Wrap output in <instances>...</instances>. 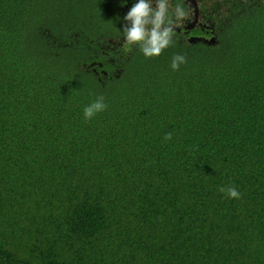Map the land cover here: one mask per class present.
Returning <instances> with one entry per match:
<instances>
[{"label":"trees","instance_id":"obj_1","mask_svg":"<svg viewBox=\"0 0 264 264\" xmlns=\"http://www.w3.org/2000/svg\"><path fill=\"white\" fill-rule=\"evenodd\" d=\"M253 1L136 62L111 0H0V264H264Z\"/></svg>","mask_w":264,"mask_h":264},{"label":"clouds","instance_id":"obj_2","mask_svg":"<svg viewBox=\"0 0 264 264\" xmlns=\"http://www.w3.org/2000/svg\"><path fill=\"white\" fill-rule=\"evenodd\" d=\"M115 0H111V5L114 9V11L119 14L120 17H118V25L122 26L121 23L124 21L120 18L124 17V20L128 22V26L124 27V38L125 40H122L121 45H124V52H127L129 49L132 48V57L134 61L140 62V56L144 55L145 57L147 56H158L161 53V50L168 46L170 43L171 39H174V37H170L171 33L175 32L177 28L180 27V21L178 17H181L184 15L183 10L175 4H170L168 0H134L133 4L131 7L128 9L126 12V4L128 3H117L120 4V7H117L113 5V2ZM187 1V0H186ZM194 7H190V3H188V7L193 9V14H194V8L196 9V16L194 14V17L190 20L188 24L184 26L185 31H190L194 29L196 23H197V12H198V7L196 4V0H194ZM207 2L212 3V6L214 8L215 4L218 5V8H221L222 5H227L229 2H231L233 7L238 8L239 11H241V8L247 7V8H253V6L256 5L255 1L250 0L249 4L244 3L242 4L241 0H207ZM255 3V4H254ZM106 4H109L108 2ZM236 4V5H234ZM124 5V6H123ZM170 5H174L176 7L174 10L171 9V12L174 13L176 16H171L169 13L168 9ZM230 10L227 8L226 12L228 13ZM98 14V12H97ZM97 14L95 17H97ZM218 12L214 8V20H224L221 18H217ZM94 17V18H95ZM195 20L193 21V19ZM206 25V26H205ZM97 24L95 23V27ZM201 30H207L209 28V25L204 24L201 26ZM172 27V28H171ZM97 28V27H96ZM172 30H171V29ZM212 32V31H211ZM214 38V36H211L209 38L203 37V36H195V35H190L186 38L184 42L186 43H196V42H201L203 44L208 45H213L216 40L214 39V43L210 44L208 41L210 38ZM189 38H198V40H195L194 42H190ZM177 41H182L175 39ZM184 62V57L182 55H174L170 67L172 69H176L178 67L179 63ZM155 68H164L163 66H160L159 63L154 65ZM103 98L102 97H97L93 102L90 104L84 106L83 108V116L85 118H90L92 117L95 113L102 111L105 108V104L102 102ZM166 139L168 138L167 136L165 137ZM221 192H226L227 196L229 198H238L239 193L236 191L234 187H227V189L220 188L219 189ZM211 256H215V251L214 249L210 250ZM213 264H218L214 263Z\"/></svg>","mask_w":264,"mask_h":264},{"label":"flooded vegetation","instance_id":"obj_3","mask_svg":"<svg viewBox=\"0 0 264 264\" xmlns=\"http://www.w3.org/2000/svg\"><path fill=\"white\" fill-rule=\"evenodd\" d=\"M217 1H219V0H217ZM225 1H227V0H225ZM256 1L260 2V0H256ZM168 2L170 4H172L173 0H168ZM132 4H133V1L128 2L126 4V12L131 7ZM196 4L198 7L197 23H196L194 29H192L188 32V31L184 30V26L186 24H188L190 22V20L194 17L193 9L188 7V2L186 0H180V3L177 4V6H179L183 10L184 15L181 17H178L179 21H180V27L177 28L175 30V32L171 33L170 37H174V39L185 41L186 38L190 35H195V36H204L205 35V32L207 30H205V29L201 30V27L199 26V24H201V26H203L204 24H209L211 21H213L214 8L212 6V3L207 2V0H196ZM168 11L171 14V16H176L174 13L171 12L170 8L168 9ZM124 24H128V22L124 21ZM110 38L114 39V37H110ZM116 38L118 40H121V36L119 35V32L116 33ZM122 40H125V38L123 37Z\"/></svg>","mask_w":264,"mask_h":264},{"label":"rangeland","instance_id":"obj_4","mask_svg":"<svg viewBox=\"0 0 264 264\" xmlns=\"http://www.w3.org/2000/svg\"><path fill=\"white\" fill-rule=\"evenodd\" d=\"M254 4H255V3H254ZM120 6H121L120 4H117V7H120ZM123 6H124V5H123ZM169 8L172 9V10L175 9L174 5H170ZM105 14H106V13H100V12H98L97 17H95V23H96L97 25L100 24L101 27H105V26H103V25H104ZM118 30H119V29H118ZM120 48H121V49H124V45H123V46H120Z\"/></svg>","mask_w":264,"mask_h":264},{"label":"water","instance_id":"obj_5","mask_svg":"<svg viewBox=\"0 0 264 264\" xmlns=\"http://www.w3.org/2000/svg\"><path fill=\"white\" fill-rule=\"evenodd\" d=\"M188 3H190V7L193 6L194 7V0H187ZM194 14L196 16V9L194 8ZM195 20V18L193 19V21ZM195 40H198V38H189L190 42H194ZM208 43L213 44L214 43V38H210V40L208 41Z\"/></svg>","mask_w":264,"mask_h":264}]
</instances>
